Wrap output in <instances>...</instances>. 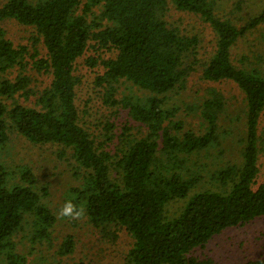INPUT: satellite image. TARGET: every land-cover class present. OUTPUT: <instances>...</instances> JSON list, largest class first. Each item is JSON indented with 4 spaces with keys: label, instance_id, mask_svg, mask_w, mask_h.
Masks as SVG:
<instances>
[{
    "label": "trees",
    "instance_id": "trees-1",
    "mask_svg": "<svg viewBox=\"0 0 264 264\" xmlns=\"http://www.w3.org/2000/svg\"><path fill=\"white\" fill-rule=\"evenodd\" d=\"M216 4L0 0V264H92L99 243L126 246L118 264H220L216 237L264 225V54H233L264 25V5L238 26ZM187 18L198 26L188 30ZM190 78L202 95L188 104ZM221 82L240 92L235 139L220 131L228 108L212 83ZM14 138L47 153L56 172L42 181L38 159L10 161ZM68 200L81 219L59 217ZM29 233L28 253L17 244Z\"/></svg>",
    "mask_w": 264,
    "mask_h": 264
},
{
    "label": "rangeland",
    "instance_id": "rangeland-1",
    "mask_svg": "<svg viewBox=\"0 0 264 264\" xmlns=\"http://www.w3.org/2000/svg\"><path fill=\"white\" fill-rule=\"evenodd\" d=\"M217 11L220 17L233 19L236 25L240 26L244 21V16L254 14L255 11H258L257 8L259 5H264V0H216ZM179 15L178 13H176ZM174 14V16H177ZM187 17V16H186ZM188 30H191L194 22L189 18L184 20L183 25H186ZM195 27L198 24H194ZM183 27V26H182ZM8 34L10 38L15 41H21L23 38V29L16 28L11 25V27L7 28ZM193 31L192 33H194ZM264 32V25L257 29H251L250 31L245 33V36L237 43L235 48L233 49V54L237 55L240 58L241 55L252 56L253 54H264V40L259 38V34ZM201 84L196 78H190L188 82V91L192 92V98L188 100V104L192 102L199 101L201 99L202 91ZM206 84L204 85L205 88ZM212 86L215 87L216 90L220 92L223 96L224 102L226 104V108H228V115L226 116V120L221 123V129H226L230 131L227 137L237 138V134L240 131V125L236 122L235 119L238 115H241L242 111V103L240 102V92L235 87V85L231 82H221V83H212ZM170 103L175 105L181 103L174 95H169ZM237 115V116H236ZM236 116V117H235ZM264 120V119H262ZM197 124V123H196ZM195 124V125H196ZM220 126V124H219ZM264 131V121L261 122L260 127L258 125V132L261 134ZM221 136V134H219ZM223 136V135H222ZM221 136V137H222ZM225 148V145H224ZM227 151L225 154L230 153L231 159L237 158L239 155V149L237 147H233L227 144ZM35 149L33 146L28 145V143L23 142L21 139L14 138L9 144L8 157L10 161L15 160V162H19L17 159L18 156H21L20 164L25 163L26 157L29 155L34 159H38V161H34L31 164V167L36 172L38 176L43 179L47 178V174L56 172V169L50 167V162L47 158V153L45 154V158L41 159L37 154L34 153ZM44 152V151H42ZM17 153L19 155L17 156ZM50 154V152H49ZM17 156V157H16ZM50 157L53 159L52 155ZM41 159V160H40ZM227 157L224 158V161L228 160ZM43 160V161H42ZM54 160V159H53ZM261 161V170H260V179L264 178V155L260 158ZM45 164L47 166H45ZM46 167H49L47 169ZM45 175L44 178H42ZM40 179V180H41ZM61 181H57L56 189L64 190V186H66L71 179L68 176H64L60 179ZM207 181L206 184L209 187V182L207 178L204 179ZM60 192V191H59ZM264 232V225L262 221L256 220V222H252L241 228L239 230H230L224 231L220 236L216 237V239L212 242L210 248L212 249V253L216 256V261L220 264H238L247 262L250 260H254L261 255H264V239L259 237L261 233ZM31 234L25 235V239H21V242L17 244L18 248L26 249L31 252L30 244L34 243L30 241ZM214 244H218L215 246ZM98 248L91 250L95 254L96 251H100L101 257L99 260L94 261L92 264H118L121 263V259L119 257V252L123 251L126 246H117L113 248V250H107V247L104 244H97ZM34 248V247H33ZM32 248V249H33ZM80 250L85 253V249L80 247Z\"/></svg>",
    "mask_w": 264,
    "mask_h": 264
},
{
    "label": "clouds",
    "instance_id": "clouds-1",
    "mask_svg": "<svg viewBox=\"0 0 264 264\" xmlns=\"http://www.w3.org/2000/svg\"><path fill=\"white\" fill-rule=\"evenodd\" d=\"M85 209L77 208L70 200L66 201L64 205L59 210L60 218H69L72 220L81 219L84 216Z\"/></svg>",
    "mask_w": 264,
    "mask_h": 264
}]
</instances>
